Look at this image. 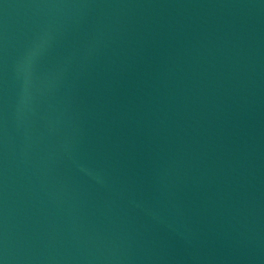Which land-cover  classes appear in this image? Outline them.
<instances>
[{"label": "water", "instance_id": "obj_1", "mask_svg": "<svg viewBox=\"0 0 264 264\" xmlns=\"http://www.w3.org/2000/svg\"><path fill=\"white\" fill-rule=\"evenodd\" d=\"M0 264H264V0H0Z\"/></svg>", "mask_w": 264, "mask_h": 264}]
</instances>
